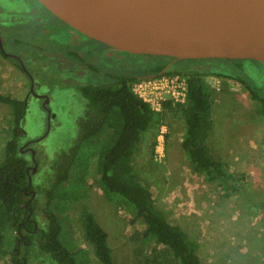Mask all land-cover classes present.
I'll return each mask as SVG.
<instances>
[{"label":"rangeland","instance_id":"374dc122","mask_svg":"<svg viewBox=\"0 0 264 264\" xmlns=\"http://www.w3.org/2000/svg\"><path fill=\"white\" fill-rule=\"evenodd\" d=\"M17 29L3 26L12 47H16L11 42ZM52 35L58 38L57 44L67 43L63 32L52 31ZM46 55L31 58L27 54L29 60L26 64L32 72L37 69L34 61L41 60L45 74L58 69L57 78L39 79L40 89L48 91L47 107L51 118H45V112L37 106V101H28L21 120L24 134L19 140L20 144L31 142L27 147L34 152L38 162L30 175V183L40 188L47 186L51 160L75 138L76 122L83 114L85 105L80 85L108 81L100 73L87 71L83 75L77 74L79 67L63 56L60 60L54 54ZM0 64V93L21 98L26 91L24 79L19 72L9 69L6 61ZM208 64L213 68L224 66L216 61ZM241 68L264 85V65L247 60ZM194 70L200 74L205 72ZM132 71L138 73L137 69ZM203 77L215 89L208 145L224 159L229 174L241 175L243 182L238 180L233 185L219 187L203 182L199 175L193 173L179 146L183 123L178 116L170 114L164 119L167 128L161 156L154 153V147L150 155L149 137H146L133 157L134 176L138 183L149 189L156 208L165 220L178 225L198 243L201 264H264V116L259 115L258 103L249 98L242 86L233 81L223 84L220 77L207 74ZM11 120L8 107L0 103V154L9 138ZM96 145L93 144L94 149ZM92 148H87V159H90ZM22 155L31 162L29 150L22 152ZM76 186L81 196L78 193L72 198L66 194L58 198L55 196L59 202V216L63 219V245L73 252L76 247L88 252L86 255L76 253V264H99L82 237L78 216L83 210L90 212L104 231L113 264H174L171 256L170 263L167 262L165 251L163 253L164 249L158 244H143L140 239L143 226L126 204L100 191L93 162L89 163L81 183ZM43 202V198H38L39 204ZM11 234L6 228L2 233L1 245L5 250ZM29 252L32 257L29 264H54L46 255L37 253L35 248ZM2 263L9 264V259L3 257Z\"/></svg>","mask_w":264,"mask_h":264},{"label":"trees","instance_id":"16d2710c","mask_svg":"<svg viewBox=\"0 0 264 264\" xmlns=\"http://www.w3.org/2000/svg\"><path fill=\"white\" fill-rule=\"evenodd\" d=\"M212 61L224 66L210 67L200 74L182 66L194 62L186 60L163 71L162 74H178L185 78L186 97L181 104L163 102L159 112L132 94L131 85L137 79L136 75H111L106 83L81 86L85 105L76 122L75 138L49 163L51 173L44 188L31 183L28 186L26 170L29 174L28 167L33 163L18 150L19 140L24 134L21 127L26 109L24 101L0 93V103L8 107L12 119L9 138L0 154V264L5 256L9 264H29L31 248L40 255H46L54 264H76V253H88L77 247L73 252L63 245V219L59 216V202L55 198L61 194L69 198L77 193L82 195L76 185L81 183L90 162L94 164L100 191L126 204L141 222L140 239L143 244L163 246L176 264H201L198 243L178 225L165 220L149 189L136 181L132 161L146 137H149V153L152 154L158 128L166 125L165 116L170 114L178 116L183 123L179 146L193 173L199 175L203 182L219 187L233 185L238 180L243 182L241 175L229 174L224 159L208 145L215 89L203 76L220 77L223 84L233 81L242 86L249 98L258 103L261 116H264V85L242 71L244 61ZM161 64L142 74L159 75L163 68ZM93 144H97L96 149ZM88 147H93L90 159L86 158ZM37 162L35 159V166ZM40 197L44 199L42 204L38 203ZM78 220L82 237L97 262L113 264L106 235L92 214L83 210ZM5 228L12 233L6 250L1 245Z\"/></svg>","mask_w":264,"mask_h":264},{"label":"water","instance_id":"95a60500","mask_svg":"<svg viewBox=\"0 0 264 264\" xmlns=\"http://www.w3.org/2000/svg\"><path fill=\"white\" fill-rule=\"evenodd\" d=\"M34 1L71 30L119 52L172 61L249 60L264 65V0H206L217 9L219 23L197 41L176 38V21L146 11L140 0ZM145 1L179 10L185 0ZM29 153L33 165L29 174L26 170L28 186L35 168L34 152Z\"/></svg>","mask_w":264,"mask_h":264},{"label":"flooded vegetation","instance_id":"af4514ba","mask_svg":"<svg viewBox=\"0 0 264 264\" xmlns=\"http://www.w3.org/2000/svg\"><path fill=\"white\" fill-rule=\"evenodd\" d=\"M5 2H7V5L4 9ZM3 26H14L16 29L19 26L11 42V45L13 43L16 47L10 46ZM52 31L63 32L67 43L62 45L57 44L58 38L52 35ZM27 54H29L31 58L32 56L39 57L46 54V56H48V54H54L57 56L56 59L60 58V60L61 56H63L66 59L72 60V62L79 67L76 72L77 74L83 75L87 71L95 74L100 73L108 80L111 75L131 74L136 75V78L154 76L151 73H142L159 66L161 63H163L161 64L163 65L162 70H164V68L167 70L174 67L176 63L179 62L160 57L119 52L89 40L57 20L34 0H0V63L6 61L9 69H14L20 73L21 77L24 79L23 82L26 90L21 98L15 95L6 96L23 100L25 107L27 106V102L31 99L37 101V106L45 112V118L47 120L51 118L47 107L49 105L48 91L40 89L39 79L57 78L58 69L55 70L54 68L55 71H47L49 74H45V66L42 65L41 60L34 61L37 69L32 72L26 64L29 60L26 56ZM36 59L37 58H35V60ZM192 61H194L192 62L194 64H187V70H191L194 67V69L196 68L202 71L211 66L208 62L212 60ZM57 63L59 65L64 64V62ZM134 69H137L138 73L132 71ZM130 71L133 73H130ZM42 72H44V74L39 76V73ZM58 80H61V78ZM80 86L84 85L81 84ZM25 142L26 141L22 142L20 147L23 146ZM29 143L31 142H26V145L21 148L20 152L30 150V148L27 147ZM28 168L30 169L31 167Z\"/></svg>","mask_w":264,"mask_h":264},{"label":"bare ground","instance_id":"6f19581e","mask_svg":"<svg viewBox=\"0 0 264 264\" xmlns=\"http://www.w3.org/2000/svg\"><path fill=\"white\" fill-rule=\"evenodd\" d=\"M137 2L146 11L167 22L176 21L174 36L178 39L197 41L219 23L217 9L206 0H185L179 10L162 8L145 0Z\"/></svg>","mask_w":264,"mask_h":264},{"label":"built area","instance_id":"2783aa9c","mask_svg":"<svg viewBox=\"0 0 264 264\" xmlns=\"http://www.w3.org/2000/svg\"><path fill=\"white\" fill-rule=\"evenodd\" d=\"M131 92L142 102L146 103L150 109L159 112L163 102H170L171 105H174L185 101L186 82L185 78L178 74L143 76L132 83ZM165 133V126H159L155 138L156 144L154 145V153L158 156H161L163 151L162 140Z\"/></svg>","mask_w":264,"mask_h":264},{"label":"crops","instance_id":"0c3cea01","mask_svg":"<svg viewBox=\"0 0 264 264\" xmlns=\"http://www.w3.org/2000/svg\"><path fill=\"white\" fill-rule=\"evenodd\" d=\"M151 244V243H150ZM148 245V244H147ZM159 245V244H158ZM159 247L162 249H164L163 250V253H164V251H165V253H164V258L167 260V262L168 263H170V261H171V257H170V254L166 251V249L163 247V246H161V245H159ZM156 249H158V247L156 248ZM147 255V254H146ZM146 255H144L143 257H146ZM173 261V260H172ZM174 262V261H173ZM174 264H176V262H174Z\"/></svg>","mask_w":264,"mask_h":264}]
</instances>
